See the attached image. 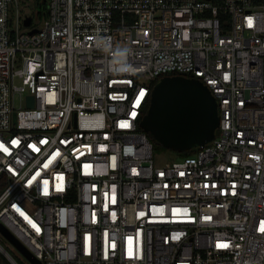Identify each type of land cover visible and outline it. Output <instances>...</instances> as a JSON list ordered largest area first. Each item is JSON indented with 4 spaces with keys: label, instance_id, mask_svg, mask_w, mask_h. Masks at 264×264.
Here are the masks:
<instances>
[{
    "label": "built area",
    "instance_id": "built-area-1",
    "mask_svg": "<svg viewBox=\"0 0 264 264\" xmlns=\"http://www.w3.org/2000/svg\"><path fill=\"white\" fill-rule=\"evenodd\" d=\"M32 11L0 0V221L42 264H264V0ZM167 74L207 85L219 123L159 163L140 122Z\"/></svg>",
    "mask_w": 264,
    "mask_h": 264
},
{
    "label": "water",
    "instance_id": "water-1",
    "mask_svg": "<svg viewBox=\"0 0 264 264\" xmlns=\"http://www.w3.org/2000/svg\"><path fill=\"white\" fill-rule=\"evenodd\" d=\"M31 25V17L24 20ZM33 28L30 32L36 31ZM31 105H32V97ZM149 108L140 126L165 147L189 150L210 141L219 123L217 101L197 77L167 74L152 88ZM0 233L32 264H42L23 242L0 221Z\"/></svg>",
    "mask_w": 264,
    "mask_h": 264
},
{
    "label": "trees",
    "instance_id": "trees-1",
    "mask_svg": "<svg viewBox=\"0 0 264 264\" xmlns=\"http://www.w3.org/2000/svg\"><path fill=\"white\" fill-rule=\"evenodd\" d=\"M46 9H47V1L46 0H35L34 1L33 11L32 12H34V10H37L38 16H39V20H42L44 18V16L46 15ZM161 77L162 76H158V77H155V78H153L151 80V84L153 85V87L159 82V80L161 79ZM149 104L150 103H148L145 106V108L143 110V113L144 114L147 113L148 108H149ZM148 135H149L150 139L152 140V142L154 144L155 150H160V149L164 148L163 144H161L160 142H158L150 133H148ZM196 150H197V147L194 146L193 148H191L189 150H176V151H177L178 156L183 157V156H188V155H191V154L195 153ZM4 185H5V177H4V175H1L0 176V192L3 189ZM0 243H2L9 250V252L17 259V261L19 262V264H25L21 260V258L12 251V249H10L9 247H7L5 245V243L2 242L1 237H0ZM0 257H2L5 260L6 264H12L8 260V258L1 251H0Z\"/></svg>",
    "mask_w": 264,
    "mask_h": 264
},
{
    "label": "rangeland",
    "instance_id": "rangeland-1",
    "mask_svg": "<svg viewBox=\"0 0 264 264\" xmlns=\"http://www.w3.org/2000/svg\"><path fill=\"white\" fill-rule=\"evenodd\" d=\"M26 2V11L27 12H30L31 10H33V4H34V1L35 0H24ZM34 22L35 24H40V20H39V16H35L34 18ZM16 103L18 104L19 103V100L17 98L16 100ZM159 142V141H158ZM162 144V143H161ZM164 146V145H163ZM194 147V146H193ZM192 147V148H193ZM156 151V158H157V161L160 163V162H163V161H166V160H172V159H175V158H178L180 156H178L177 154V151L174 150V149H171V148H167L164 146V148L160 149V150H155ZM0 237L2 239V242L5 243V245L7 247H9L10 249H12V251L18 255L21 260L25 263V264H32L31 262H29V260H27V258H25V256H23V254L21 252H19V250H17V248H15V246H13L11 244V242L6 239L1 233H0ZM0 264H6L5 260L0 257Z\"/></svg>",
    "mask_w": 264,
    "mask_h": 264
},
{
    "label": "snow or ice",
    "instance_id": "snow-or-ice-1",
    "mask_svg": "<svg viewBox=\"0 0 264 264\" xmlns=\"http://www.w3.org/2000/svg\"><path fill=\"white\" fill-rule=\"evenodd\" d=\"M124 126H127V125L125 124ZM261 231H264V228H262ZM221 246H225L226 247L227 245H221Z\"/></svg>",
    "mask_w": 264,
    "mask_h": 264
},
{
    "label": "flooded vegetation",
    "instance_id": "flooded-vegetation-1",
    "mask_svg": "<svg viewBox=\"0 0 264 264\" xmlns=\"http://www.w3.org/2000/svg\"><path fill=\"white\" fill-rule=\"evenodd\" d=\"M47 1V0H46Z\"/></svg>",
    "mask_w": 264,
    "mask_h": 264
}]
</instances>
